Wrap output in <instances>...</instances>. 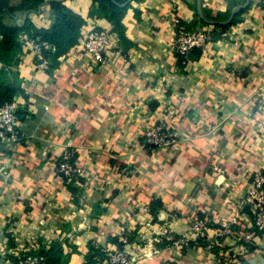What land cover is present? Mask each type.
<instances>
[{"label":"crops","instance_id":"0c3cea01","mask_svg":"<svg viewBox=\"0 0 264 264\" xmlns=\"http://www.w3.org/2000/svg\"><path fill=\"white\" fill-rule=\"evenodd\" d=\"M7 1L15 9L22 0ZM51 1L36 12L15 9L2 22L19 26L27 18L49 29ZM61 1L85 24L58 66L39 70L27 35L14 60L0 62V87L18 88L30 104L22 138L0 143V264L57 250L59 264H104L121 228L133 264H264V234L244 251L247 210L242 231L213 250L156 240L163 230L193 240L196 219L224 221L229 201L240 202L254 171L264 169V0H250L227 36L194 50L185 68L172 47L175 20L210 25L196 0H133L101 65L81 45L93 28L115 32L113 22L93 0ZM239 1L201 6L205 18L226 19ZM160 121L174 126L177 143L148 150L143 133ZM65 147L83 171L78 182L56 172Z\"/></svg>","mask_w":264,"mask_h":264},{"label":"built area","instance_id":"2783aa9c","mask_svg":"<svg viewBox=\"0 0 264 264\" xmlns=\"http://www.w3.org/2000/svg\"><path fill=\"white\" fill-rule=\"evenodd\" d=\"M175 37L172 44L178 65L187 67L192 61V52L197 49H205L213 43L218 35L227 36V32L215 25L201 28H190L187 24L175 20ZM36 59V67L41 71H47L50 61L46 52L54 51V46L39 41L31 40ZM118 42V34L114 31L93 28L86 33L81 45V51L88 56L93 64L101 65L107 60L108 52ZM30 104L19 96L11 101L0 104V143L17 142L21 137L19 126L22 117L27 112ZM172 119V118H171ZM144 146L146 149L155 151L177 143L174 126L169 121H160L144 131ZM75 151L65 147L59 155L56 172L65 183L78 182L83 178V171L75 163ZM231 214L220 223L204 217L196 219L192 225L193 240L187 237H177L169 230L156 233V240L166 244H172L185 249L192 244L206 243L207 250L222 247V238L241 232V215L246 212L250 215V227L243 232L242 242L246 252L253 239L264 234V169L254 171L250 185L240 202L236 205L229 201ZM214 232V239H210V232ZM117 241L109 249H105L104 264H133L134 259L129 252V232L121 228L116 236ZM44 256L27 254L20 256L16 264H43Z\"/></svg>","mask_w":264,"mask_h":264},{"label":"trees","instance_id":"16d2710c","mask_svg":"<svg viewBox=\"0 0 264 264\" xmlns=\"http://www.w3.org/2000/svg\"><path fill=\"white\" fill-rule=\"evenodd\" d=\"M99 5V9L103 12L114 24V30L120 34V20L124 15L128 5L120 6L126 0H93ZM45 0H22L19 6L15 9L24 12H36ZM243 0L239 1V4ZM52 10L55 13V23L49 29L36 28L29 19H25L22 25L7 26L3 24L2 17L5 14L11 13L15 9L10 7L7 0H0V62L10 64L14 60L17 51L20 48V36L27 35L29 39L47 42L54 46V51L46 52L45 55L50 61V67L58 66L61 59L65 58L67 52L77 44V40L81 28L85 24V20L67 8L61 0H53L50 2ZM242 11V10H241ZM240 11V12H241ZM235 16L232 22L235 21ZM91 12V14H93ZM220 29H226V26L215 25ZM190 28H193L189 26ZM194 52V51H193ZM192 52V53H193ZM192 56V55H191ZM18 88L9 85H1L0 87V104L11 101L19 95ZM59 250L49 253L39 252L34 256H44L43 264H59Z\"/></svg>","mask_w":264,"mask_h":264},{"label":"water","instance_id":"95a60500","mask_svg":"<svg viewBox=\"0 0 264 264\" xmlns=\"http://www.w3.org/2000/svg\"><path fill=\"white\" fill-rule=\"evenodd\" d=\"M133 0H126L124 3L122 4H118L115 2V0H112L113 3H116L120 6H126L129 3H131ZM197 2V13L198 16L201 20H203L205 23L210 24V25H220V26H226L232 23L233 19L235 18V16L243 9H246L249 4H250V0H244L242 3L234 6L231 8L229 15L226 19H213V20H209L207 18H205L203 11H202V6H201V0H196Z\"/></svg>","mask_w":264,"mask_h":264}]
</instances>
